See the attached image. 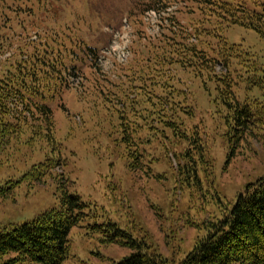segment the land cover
<instances>
[{
	"label": "rangeland",
	"instance_id": "rangeland-1",
	"mask_svg": "<svg viewBox=\"0 0 264 264\" xmlns=\"http://www.w3.org/2000/svg\"><path fill=\"white\" fill-rule=\"evenodd\" d=\"M237 1L252 6L262 0ZM206 4L0 0V75L8 73L11 61L28 59L20 57L21 50L46 61L56 58L60 71L58 83L42 84V94L30 96L53 111V145L45 138L42 118L33 117L17 99L12 104L11 114L25 116L18 123L27 126L0 153V187L20 181L8 198L0 197V227L21 225L59 209L60 183L54 177L63 174L69 191L87 205L83 210L87 216L69 234L70 252L63 264H112L129 256L131 249L105 242L102 230L108 221L169 264H179L205 236L207 223L220 215L223 204L264 176V125L253 136L231 139L233 109L221 94L225 87L221 79L228 74L237 101L256 100L264 107V40L227 21L218 30L213 15L203 11ZM10 5L17 12H9ZM21 18L28 31L20 26ZM207 27L229 46H239L238 57L223 59L217 40L205 32ZM53 37L60 41L57 45L52 44ZM5 40L13 41V47L8 49ZM190 47L205 51L212 62L201 64ZM164 57L169 60L159 66ZM156 67L164 75L154 74ZM44 71L48 74V67ZM169 91L174 96L171 103L154 98L169 97ZM157 101L160 106L153 107ZM171 116L176 124H171ZM128 132L136 145L131 149L137 150L138 144L144 155L139 164L128 155L124 140ZM196 138L200 150L193 148ZM50 154L62 165L53 176L42 183L21 181Z\"/></svg>",
	"mask_w": 264,
	"mask_h": 264
},
{
	"label": "trees",
	"instance_id": "trees-1",
	"mask_svg": "<svg viewBox=\"0 0 264 264\" xmlns=\"http://www.w3.org/2000/svg\"><path fill=\"white\" fill-rule=\"evenodd\" d=\"M204 1L207 3V7L203 11H208L213 15L215 20L213 26L218 30L221 31L220 27L224 21H227L230 26L241 25L253 30L264 40V0L256 1L252 6L246 1L237 0ZM8 9L9 12H17L13 5L8 6ZM8 17L10 18V16ZM208 18L211 19L212 17ZM32 23L34 25L36 21L33 20ZM20 26H25L23 28L28 31L22 18ZM34 27L36 29L40 27L39 23ZM204 30L213 40H217L220 48L218 52L223 59H231L233 55L238 57L235 53L240 52L239 46H229L228 41L223 36L216 34L215 30L213 33L212 30H208V27ZM197 31L200 37L202 35L201 30L197 29ZM8 36L11 40V36ZM10 40H5L8 49L12 48L14 44ZM51 41L53 45L60 42L58 38L54 37ZM190 51H194L191 52L192 57L195 56L194 58L201 64H203V60H208L205 51L200 50L198 52L195 48L190 49ZM21 52L20 57L23 55L28 59L23 61L18 57V60L11 61L8 73L0 75V153L7 151V143L9 144L12 140L18 139L20 134L25 133L23 130L27 125L18 123V121H23L22 118L25 116L18 117L11 114L13 111L12 104L16 99L17 102L23 104L27 112L34 113L33 117L42 118L46 126L45 138L47 142L52 145L55 143V139L50 133L53 128L51 122L52 109L45 103L34 102L30 96H40L42 84L45 87L48 84L58 83L57 74L60 71L56 67L57 59L53 58L46 61L44 58L35 56V52H32L30 56L24 50ZM44 52L47 54L48 51L45 49ZM174 52L176 55L181 53L179 49ZM10 58L8 59L10 60ZM217 59V57L213 59V64L218 61ZM38 60L39 63L44 62L42 66L36 63ZM167 60L169 59L162 58L161 61L164 62L159 66H163ZM208 62H212L211 59ZM196 64L198 69L202 70L203 65ZM47 67L49 69L48 74L43 75ZM251 67L257 72V67L254 65ZM152 72L158 76L164 75L163 71L157 67ZM221 82L225 86L222 88L221 94L228 101V107L233 109L232 120L229 122L232 132L231 139L253 136L257 127L264 125V107L256 100L248 99L244 103L237 101L233 91V78L228 74L221 79ZM169 94L171 95L169 97L155 94L154 98L171 103L170 99H173L174 96L172 91H169ZM168 98L169 100H167ZM157 105L160 106L159 101L153 102V107ZM161 107L165 106L162 105ZM154 111L155 108L152 112ZM174 123L176 124V118L171 116V124ZM31 131L38 134L34 130ZM124 140L129 144L128 155L133 156L138 164L141 163L140 158H143L144 155L141 153L138 144L137 150H132L135 143L132 141L129 132ZM27 141L26 144L31 143V141ZM193 143V148L196 146L199 150L201 149L202 144L199 142V138H196ZM193 148L189 150L192 151ZM230 157L232 158L231 154L227 164ZM135 162L130 163L132 167L136 166ZM60 165V159L54 154H50L43 162L34 165L28 173L22 176L21 181L28 180L31 184L42 183L45 178L53 176V170ZM64 178L63 174H57L54 177L60 183L61 206L59 209L47 211L34 220L21 225L0 227V264H63L68 258L70 252L69 234L72 228L87 216L83 212L87 205L78 194L69 191L67 180ZM19 182H10V187H0V197L8 198ZM215 198L219 201V196ZM103 225L102 232L106 238L105 242L132 250L129 256L112 264H169L168 260L161 255L148 251L149 248L145 244L119 227L118 224L108 221ZM94 227L101 229L102 225H94ZM205 229L207 232L205 236L197 241L192 251L179 264H264V176L247 183L234 201L223 204L220 215H213Z\"/></svg>",
	"mask_w": 264,
	"mask_h": 264
}]
</instances>
